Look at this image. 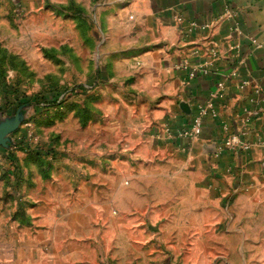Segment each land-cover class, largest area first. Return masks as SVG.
Instances as JSON below:
<instances>
[{"label":"crops","instance_id":"0c3cea01","mask_svg":"<svg viewBox=\"0 0 264 264\" xmlns=\"http://www.w3.org/2000/svg\"><path fill=\"white\" fill-rule=\"evenodd\" d=\"M40 1L14 4L37 8ZM51 1L94 12L105 52L116 55L114 75L131 79L124 88L137 96L131 99L136 110L108 119V127L144 160L139 189L122 187L119 168L82 177L86 170L78 163L82 176L75 177L79 173L67 174L61 164L64 170L51 173L49 164L26 160L18 150L9 157L0 146V264H101L102 256L115 257L120 227L122 240L130 242L136 207L138 229L145 232L148 217H157L148 207L167 197L234 198L238 231L256 230L264 220V99L253 89L264 94V0ZM191 21L209 25L190 30ZM119 59L127 66L118 69ZM220 81L225 91L214 101L216 115L204 118L198 137L179 136ZM229 132L250 147H225Z\"/></svg>","mask_w":264,"mask_h":264},{"label":"rangeland","instance_id":"374dc122","mask_svg":"<svg viewBox=\"0 0 264 264\" xmlns=\"http://www.w3.org/2000/svg\"><path fill=\"white\" fill-rule=\"evenodd\" d=\"M40 2L29 8L0 0V125L20 110L18 126L5 141L7 155L14 158L18 150L26 160L49 164L51 173L63 164L67 174L79 173L75 177L82 176L78 163L86 170L82 177L119 168L122 187L139 189L144 160L132 143L126 148L122 133L108 127V119L115 122L136 110L131 99L137 96L124 88L130 77L114 75L116 55L105 52L94 12H81L74 2ZM117 62L118 69L127 66ZM148 208L156 210V219L148 217L145 232L139 230L136 207L130 242L122 240L120 227L115 257L102 256L101 264H264V220L255 233L248 226L241 234L234 198L167 197Z\"/></svg>","mask_w":264,"mask_h":264},{"label":"built area","instance_id":"2783aa9c","mask_svg":"<svg viewBox=\"0 0 264 264\" xmlns=\"http://www.w3.org/2000/svg\"><path fill=\"white\" fill-rule=\"evenodd\" d=\"M232 13L233 12L230 9H227L225 12L227 16H231ZM175 18L178 22L182 20L181 16L179 15H177ZM208 25H209L208 23L198 24L195 21H191L189 25V29L192 30L197 27L201 29H205L208 27ZM252 42L256 43L254 39L252 40ZM211 53L212 55L216 56V53H217L216 49H211ZM189 73H190V76H193L194 71L191 70ZM246 84H247V81H243L241 83V87ZM253 90H254V93L258 95L259 98H261V100L264 99V94L262 93L260 88L255 87ZM224 91H225L224 82L222 81L218 82L217 89L211 92L209 98L205 102L197 106L196 112L192 117L190 125L186 128L178 130L177 134L181 137L189 138V139L198 137L202 132L204 118L208 115L210 116L216 115L214 101L218 98H222L224 96ZM223 129L224 130L227 129V126L225 124H223ZM223 144L225 147L230 148V149L239 148V149L247 150L250 147L249 143L240 137V134L234 133V132H229Z\"/></svg>","mask_w":264,"mask_h":264},{"label":"water","instance_id":"95a60500","mask_svg":"<svg viewBox=\"0 0 264 264\" xmlns=\"http://www.w3.org/2000/svg\"><path fill=\"white\" fill-rule=\"evenodd\" d=\"M20 110L13 116L12 121L6 122L0 125V146L6 147L5 141H8L10 137L8 135L18 126L20 121Z\"/></svg>","mask_w":264,"mask_h":264},{"label":"trees","instance_id":"16d2710c","mask_svg":"<svg viewBox=\"0 0 264 264\" xmlns=\"http://www.w3.org/2000/svg\"><path fill=\"white\" fill-rule=\"evenodd\" d=\"M28 121V120H27ZM18 149H22L19 145L17 146ZM40 164V163H39ZM45 165V164H44ZM44 172H47L46 170H44Z\"/></svg>","mask_w":264,"mask_h":264}]
</instances>
